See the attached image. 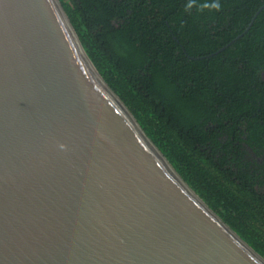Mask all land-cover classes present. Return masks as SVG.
<instances>
[{"label":"water","instance_id":"95a60500","mask_svg":"<svg viewBox=\"0 0 264 264\" xmlns=\"http://www.w3.org/2000/svg\"><path fill=\"white\" fill-rule=\"evenodd\" d=\"M0 264H264L143 131L59 0H0Z\"/></svg>","mask_w":264,"mask_h":264},{"label":"trees","instance_id":"16d2710c","mask_svg":"<svg viewBox=\"0 0 264 264\" xmlns=\"http://www.w3.org/2000/svg\"><path fill=\"white\" fill-rule=\"evenodd\" d=\"M178 174L264 257V0H59Z\"/></svg>","mask_w":264,"mask_h":264}]
</instances>
